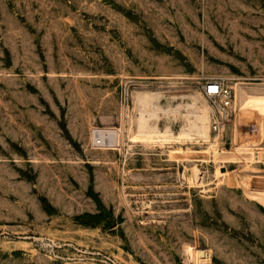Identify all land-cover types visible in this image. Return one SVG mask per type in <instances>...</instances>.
Here are the masks:
<instances>
[{
    "label": "rangeland",
    "instance_id": "rangeland-1",
    "mask_svg": "<svg viewBox=\"0 0 264 264\" xmlns=\"http://www.w3.org/2000/svg\"><path fill=\"white\" fill-rule=\"evenodd\" d=\"M237 83L264 90V0H0V264H264V96Z\"/></svg>",
    "mask_w": 264,
    "mask_h": 264
},
{
    "label": "built area",
    "instance_id": "built-area-1",
    "mask_svg": "<svg viewBox=\"0 0 264 264\" xmlns=\"http://www.w3.org/2000/svg\"><path fill=\"white\" fill-rule=\"evenodd\" d=\"M202 93L211 106L208 119L210 132L220 136L224 133L235 111L236 94L229 85L228 79L224 77L208 79L203 85ZM97 131L99 130L94 131L95 142L102 146H110L113 139L105 143L103 139L96 136Z\"/></svg>",
    "mask_w": 264,
    "mask_h": 264
},
{
    "label": "bare ground",
    "instance_id": "bare-ground-1",
    "mask_svg": "<svg viewBox=\"0 0 264 264\" xmlns=\"http://www.w3.org/2000/svg\"><path fill=\"white\" fill-rule=\"evenodd\" d=\"M236 90L238 92V95H239V100H240V106L242 108H245L246 107V104L248 103L247 101L250 99V98H253V100H256L258 101L257 98H260L264 96V90L258 88V89H254V88H250V87H247V86H244L242 83H237L236 85ZM170 91V90H169ZM153 91H146L145 93H135V96L137 98V100L141 103H149L151 102L152 100H154L155 98L158 99V97H160L161 95L158 94L159 92L157 93H152ZM164 94V93H163ZM169 94V93H168ZM197 96V95H196ZM162 97V96H161ZM191 97V96H190ZM194 95L191 97L193 98ZM184 98V97H183ZM198 98V97H197ZM249 98V99H248ZM194 99V98H193ZM247 99V100H246ZM198 100V99H197ZM200 101V100H199ZM153 102V101H152ZM195 102V101H194ZM201 103V102H200ZM199 103V104H200ZM205 103V102H204ZM204 103H201L202 104V107H203V104ZM152 104V103H151ZM141 105V104H140ZM258 105V104H256ZM148 106V105H146ZM157 106V105H156ZM205 106H207L205 104ZM204 106V108H205ZM155 107V106H154ZM180 107V106H179ZM258 108L262 109V105H259L257 106ZM157 108V107H156ZM159 108V107H158ZM157 108V109H158ZM175 108V107H174ZM177 108V107H176ZM182 108V107H181ZM198 108V107H196ZM200 108V107H199ZM200 109L198 114L196 115V120L191 124L192 125V128L195 129L199 134L201 135H205V138L207 139L209 137V128H208V120L209 118H206L207 114H206V108L205 109ZM208 108V106H207ZM178 109V108H177ZM142 110V108H141ZM161 110V109H160ZM140 110H138L139 112ZM143 111H145V109H143ZM156 111V110H154ZM159 111V109L157 110ZM168 111V110H167ZM147 112V110H146ZM150 112V111H149ZM148 112V113H149ZM209 112V110H208ZM141 113V112H140ZM151 113V112H150ZM146 115V114H145ZM144 115V116H145ZM149 115H153V113L149 114ZM144 116H140L141 118L138 119V125H139V129H142L143 131L145 130V128H147V117H144ZM153 116H151V118L149 119H152ZM147 118V119H146ZM192 120V119H191ZM191 127V126H190ZM190 128V129H192ZM155 129V128H154ZM153 129V130H154ZM186 130V129H185ZM106 131V132H105ZM156 131V130H155ZM188 131H191V130H188ZM118 134H116L115 132H112L111 130H99L96 132V136L98 138H101L104 140L105 143H108L110 142L113 138H115L116 136V142L117 144L119 143V140H120V135H119V131H117ZM145 133H147L145 131ZM182 133H184L182 131ZM151 135V134H150ZM152 138V137H151ZM204 138V136H203ZM220 143V142H219Z\"/></svg>",
    "mask_w": 264,
    "mask_h": 264
}]
</instances>
